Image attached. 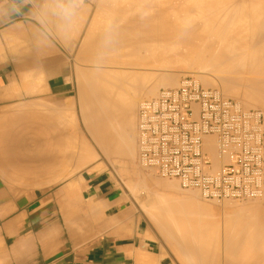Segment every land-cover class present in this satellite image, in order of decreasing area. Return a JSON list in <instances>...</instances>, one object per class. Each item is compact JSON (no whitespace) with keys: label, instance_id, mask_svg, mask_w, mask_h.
<instances>
[{"label":"bare ground","instance_id":"6f19581e","mask_svg":"<svg viewBox=\"0 0 264 264\" xmlns=\"http://www.w3.org/2000/svg\"><path fill=\"white\" fill-rule=\"evenodd\" d=\"M110 1L111 0H108V2L107 0H103L102 2L100 1L99 4L97 5L106 6V8L99 7L97 9H100V10L102 9L101 11H104V13L106 12V10H110V13H111L112 10L110 8H113L114 4L115 3L117 4L118 2H116L117 1L116 0L114 3V0H113V2H111L113 4L112 6ZM240 1L245 2L246 0H239L238 3ZM122 2L124 1L122 0ZM236 2L237 0H141L138 4L135 3L136 6L138 5L137 6L138 8L139 6L143 8L142 14L140 12L141 14L140 17L138 16L139 12L136 13L137 10H135V5H133L134 6L133 8V6H131L132 3L125 2L126 5L125 4L123 5L128 6L131 9V11L135 14L133 15L130 9L128 8L129 10H127V7H126L125 9L128 11L126 12L128 14L131 13L132 16L127 15L125 11H123L122 16L124 14L128 16L126 21L123 23L115 22L116 23V34L118 33L117 35H115V39L119 38V43H120V44L118 43V39H117L118 45L117 44L116 45L118 46V48H115V49L120 50V52L117 50L119 52L118 53V56H119V54L123 55V53H126V52L122 53V49H119L120 46H125L126 44L128 46L132 45L130 47L132 48L131 53L133 52L137 53L139 50L142 51V48H143V50L145 49L144 51L146 52V54L144 53V56L145 55L148 56V54H150V51H151L149 49L151 47L152 48L155 47L154 51L155 50L158 51V49L160 50V52L158 53V56L164 55L166 57H170L168 58L169 60L172 58L175 60V57L177 59V56H178V58L181 60L179 61V59H177L175 61L176 64L178 62L180 63L181 61H183L182 57L185 60V56H186V61H187L186 63L189 64V66L192 64L191 66L194 67L193 68L194 70H195V64H196L197 70L198 69L200 70L202 66L206 67V68L202 67L203 69L201 71H203L204 73H205L204 69L207 70V68H210L209 69L210 72H212L211 69L218 68V70L215 69L216 73L217 72L219 73L221 69L223 73L221 72L219 73V75L222 74V76H217V77L213 76L212 78L210 77L212 76L211 73L208 72V74L206 73L202 74L200 72L201 76L198 75V79L197 78L196 79L199 83L201 82L200 84L205 88L210 87L212 89H215L214 87H217L219 85V88L221 91H219V89L217 90L221 93V95L222 94L224 95V98L226 97L233 98L234 100H236L235 102L241 108L243 107V110L245 109L247 110L248 108H253V109L255 108V110H258L256 108H259L260 110H262V111L260 110L259 111L264 115V47L263 45H261L260 47L261 49L259 48V44L264 43V10H262V8H264V4H261L263 5V7H261L260 5L261 9H259L258 8L259 6H258L257 8H253V10L246 11L244 8L242 10L237 11V13L234 14L233 12L235 11V8L233 7L234 6L233 3H236ZM102 3L103 4L105 3V4L103 5ZM109 3L111 4V7L108 6L110 5ZM129 4L131 7L129 6ZM173 5L176 7H174ZM117 6L119 5L117 4ZM236 6L240 7L238 4ZM107 7H110V8H107ZM232 7L234 10L232 9ZM87 8L89 9V7ZM116 9L118 8H115L113 10V11H116L115 14L112 11L114 15L116 14L118 15L120 12L122 13L123 6H122V9L119 8L121 11L119 9L118 10ZM97 11L100 12L99 10ZM97 11H94V12H97ZM117 11L118 12L120 11V12L117 13ZM138 11H141V10H138ZM155 12L156 14L158 13L157 14L158 17L154 14ZM171 12L174 13L175 15L171 14ZM106 15L107 17H103V16L100 17V15L95 16V20L98 19V18L96 19V17H99L98 22L101 19L103 20L101 22H104L103 18H108L110 16V14H106ZM234 18H237L238 23L240 24V28L236 26L238 30L240 31L237 33V35L235 34L238 30H236V32H233V34L231 33L233 35L231 39L229 37L231 34L229 33V36H228V32H232V29H230L231 31L226 30L227 31L226 32L224 28L226 26H229V24L228 25L226 24L231 23L232 20L234 21V23H236ZM79 19L82 20L83 18L80 17ZM79 23H81V21ZM79 23H78V26H79ZM91 23L92 22H90V24ZM92 24H96V23H92ZM87 27H86V31L89 34V32L93 31V29L94 31H96V27L98 28L97 30H99L100 26L94 25L92 29L90 27L88 30H87ZM247 27L249 28V30L252 29V32L249 31L250 34L253 33L251 37L249 36L247 37V29H248ZM102 30L103 29H101L100 32H103ZM79 31L81 30H78L77 33ZM86 31L83 34L84 36H82L83 40L85 39L84 37L88 38ZM73 32L75 33L74 37L75 35L77 36V33L75 31ZM73 32H71V34ZM100 32L92 33V34H95V33L97 34L96 35L97 37H94L97 39V41L94 42L90 38H89L90 39L89 41H91V43L93 41V44L94 43L98 44L100 42L99 46L104 41L103 44L101 45L103 47L104 45L106 46L105 33H102V35L100 36L98 40ZM90 34L89 36H91ZM68 37L70 38V35H68ZM68 37H66V39H68ZM78 37L79 36L75 38L78 39ZM63 39H64V36H63ZM121 39H123L124 41ZM245 39L251 40L252 42L250 43H252V46L254 44H257V46L254 45L256 46V50L254 49V51L251 52L250 55L249 54L245 55L243 53L244 56L240 55L239 57V55L238 56L236 55L237 58L231 57V56H230L231 58L228 57L227 54H229L230 51L233 52L236 49V48L234 49L231 48V46L229 47V43H231L232 40L234 41L236 40L237 42H242ZM227 41H228L227 43L228 47L226 46ZM256 41H261V43L259 42L256 43ZM121 42L122 44H124L123 42H125L126 44L122 45ZM233 42L231 44H233ZM250 43H249L248 48H250L251 46ZM134 45H137L135 49L138 48L137 49L138 51L134 49L133 47ZM138 45L141 47H139ZM91 47L92 49L93 47L96 48V45L95 44L93 46L91 45ZM147 47H149V49ZM179 47L183 49L184 51L181 50ZM101 48H100V51H101ZM184 48H186L187 50H185ZM251 48L248 50H251ZM147 51L149 52L148 54H147ZM102 52H104V50ZM151 52H153V49ZM136 53H135V57L136 55L137 56L139 55L138 53L137 54ZM154 53H156L157 55V52H153L150 55L154 56L155 55ZM130 55L128 59H130L131 57ZM171 55L173 56L171 57ZM115 56L116 55L112 57L110 54V56L107 57L109 59H106V60H110V57H112L111 59L114 60ZM123 56L125 59L126 54ZM147 56L145 58L146 59L148 58L149 61H147L148 59L143 60L144 58H142L140 55H139V58L141 57V59L145 61L144 62L145 64L147 62H148L147 64H149L150 60L152 59H150V56L148 57ZM164 56L163 58L169 61ZM97 57L98 56H96V58ZM117 57H115V60ZM155 57L156 56H154V58ZM154 58H153V61H154ZM118 59L120 60V58H117L116 61H119ZM138 59L135 61H138ZM141 59H140V62L138 61L139 65L143 62ZM155 59L157 60L155 61L156 64H158V65L156 64L155 65L158 66V68L160 66L164 67V65H161L162 63L159 61L161 60V58L159 59V57H156ZM173 59L170 60V66L168 65L170 68L174 66ZM131 60L133 59L131 58ZM110 63L112 62L110 61ZM151 63L152 62H150L149 66L152 65L153 67L154 64L153 63L151 64ZM168 63L169 62H167V64ZM110 65L114 66V64H110ZM152 67L150 66V68ZM109 69L107 70L109 71ZM164 69L162 68V70ZM112 70L114 71V69ZM125 70L127 71L126 68ZM141 70L142 69L139 70L140 73H132V71L130 73L129 71L128 73L124 71L123 73L121 69L122 73H119L120 70L119 71L116 70L117 71L115 72L116 74H109V73L105 74V71H102V72L100 71V73L96 71L95 73L92 71L93 73L91 72L90 73L93 74L92 76L93 78L88 76V78H90V81H92L91 85H89L90 82H88L87 79H85L88 85L84 84L85 86H83L82 84L83 89L81 88V93L83 96L85 95L87 90H88L87 92L90 91L89 93H86L87 97L84 96L83 99L81 95V99L83 101V102L81 101V103H83L81 104L82 105L81 106L82 120L84 121L83 123L85 124V129H87L86 131H88V133L91 135L90 137H92L91 139L94 142V144L98 147L100 152L105 157H107V159L108 157L111 159L113 158L114 160H116L115 164L116 163L117 164L121 163L120 165L124 164L120 166L122 167V169L123 167L131 168V164H133L132 160L136 157L135 156L136 153H137V163H138V149H137L136 139H137L138 110L141 104L139 103V100L143 99L142 97H147L146 99H148L149 97H151L149 99L155 98L157 96L156 92L159 91L160 88L161 89L162 88L164 89L177 88L179 86V84L176 82L177 81V78L175 77L176 75L173 77L174 73H172V71L170 72V74L172 73V76H169L170 74L165 76L166 73H164V76H165L164 78H163V75H161L162 78L159 80H156L158 76L156 77V74L154 72L152 74L149 72L148 74L149 75L151 74L149 76L148 74H145V72H144V75L141 74ZM137 71L138 70L133 71V72H137ZM239 71H245L247 75H245V72L239 73ZM103 72L105 75L103 74ZM232 73H236V74L234 75ZM153 74H155L154 76L155 79L153 77ZM160 74L162 73L160 72L159 75ZM177 74L179 73L177 72ZM213 74L218 75L215 73ZM248 74L249 75L252 74V77L251 76L248 77ZM86 86L88 87L87 90H85ZM83 90H85V92ZM135 142H136V145H135ZM205 142H206L208 150L210 151L211 159L215 162L213 145L211 141H209V139H206ZM84 145L79 151V161H80L79 166L81 168H84L87 165L94 163V161L98 159L97 158L98 156L96 155V152L93 150V148H91V146L89 147V146H84ZM96 167L97 166H94V169ZM140 168L142 169L141 166ZM135 169H133L132 173L128 169V172H124V174L126 173L125 175L127 176L129 174H132L131 176L129 175L132 178L134 173H139V171ZM123 171H126V170L124 169ZM139 174H141V172ZM139 174L137 175L139 176ZM137 175L134 174L133 178H135ZM138 176L136 178H138ZM141 179L142 178L138 179L137 181ZM155 179L156 178L152 180L156 182L159 180V179L158 180H155ZM134 180H133V183L135 184L139 183V182H135ZM147 181L144 182L146 184L144 186L145 191L149 189L147 187V184H148ZM154 181L153 182L151 181V182L154 184ZM157 187L161 188V192L155 196L156 197V210H153L150 213H153L154 220L158 222L159 226L161 227V231L168 232L167 234L169 235V237L170 235L175 237L174 242L176 243V245L178 244L179 246L177 248H179L182 251L184 250V248H186V249H189V252L194 253L196 249H206L207 251H209V249L214 245L216 247H219V242H217L218 240L216 239V238L219 239V237H216V236H218V233L222 231V229L224 228L225 234L229 236L227 243H226L227 248L229 249L231 253L233 254L237 253L235 258L231 254H229V259H228L227 264H259V263L264 262V196L258 199H254V200L243 201L247 203L246 204L247 210H243V211H242L243 208L235 209L237 205L236 202H240V201H232V200L222 201L221 203L224 205L221 204L222 206L221 209L224 210L222 212L223 213L225 212V213L223 217V225H221V223H219V218L217 216L219 213V209L217 208L218 209L217 210L215 206H214L215 208L212 207L211 204L207 203V200H206V203H204L205 199L200 195L199 192L195 190H184L186 193L188 192L187 194H185V192L182 189L180 192V189H179L180 187L178 186V183L177 182L175 183V181H171V180H170V183L166 182L165 184H160ZM171 190H175L176 192L178 191V193L184 192V195L183 197H169L167 195V192ZM189 191H192V192H189ZM147 197L148 199H151L150 193H147ZM199 198L201 200L203 199V201L201 202ZM259 201H261L260 204H255L256 202L258 203ZM212 202L215 203L216 201H212ZM182 234H185L186 236H188L189 241L184 242V243H181L180 241H178V237L176 238V235L179 236ZM212 237H215L217 241ZM185 256H184L185 261H187L188 258H194L193 255L187 258ZM195 262L196 264H219L218 260L210 259V258L208 259L207 257H204L202 261L195 260Z\"/></svg>","mask_w":264,"mask_h":264},{"label":"crops","instance_id":"0c3cea01","mask_svg":"<svg viewBox=\"0 0 264 264\" xmlns=\"http://www.w3.org/2000/svg\"><path fill=\"white\" fill-rule=\"evenodd\" d=\"M98 2L81 0L79 24L87 22L85 15L95 11ZM13 3L21 6L20 15H10ZM42 3L44 0H0V117L10 107L27 100L75 97L74 61H92L82 51L88 45H83L81 38L67 36L69 40L66 37L55 40L50 35L46 41L37 38L33 12ZM63 125L61 120L47 117L5 124L0 121L3 187L11 188L13 182L21 180L26 190L43 191L64 178L56 175L57 169L69 163L72 172L81 169L79 150L71 155V147L65 151L62 142L66 128L79 135L77 124L74 120ZM80 139L75 136L74 142ZM49 173L51 178L42 181ZM87 176L79 181H85L96 200L80 195L81 189L75 182L66 187L69 195L88 204L98 221L82 234L75 231L79 228L78 221L68 218L62 221L59 214L52 212L50 207L64 205L63 199L26 197L8 202L0 190V264H177L171 250L154 240L158 237L155 231L145 228L143 223L132 230L126 224L128 213L120 208L123 204L119 203L113 182L107 176ZM99 205L103 215L97 212ZM102 218L110 222H100ZM186 250L183 251L190 254Z\"/></svg>","mask_w":264,"mask_h":264},{"label":"rangeland","instance_id":"374dc122","mask_svg":"<svg viewBox=\"0 0 264 264\" xmlns=\"http://www.w3.org/2000/svg\"><path fill=\"white\" fill-rule=\"evenodd\" d=\"M102 2L103 0H99V2ZM115 1L116 0H114V3H115ZM124 2H122V0L120 1V0H117L116 2H118L117 4L119 5V6H117V4L115 3L114 4V7L113 8H110L111 7V2H113V0H111L110 1V5H108V6H110V7H107V8H110L112 11L115 9V8H120V9H122V6H123V10H122V13L120 12H118L117 11V13H119L118 15L116 14V15H114L115 14V12L116 11H113V13H112V11H111V13H110V10H106V12L104 13V11H101L100 9H97V8H99V7H105L106 8V6H100V5H98V7L95 9V11H97V10H99L100 12H94V14H93V12H91V13H88L87 14V22L86 23H82V24H79V26L81 25L82 26V29H80V28H73V29H75V30H72L71 32H73V31H75L76 33H77V31L78 30H81V31H79L78 33H79V35H78V33H77V36H79L78 37V40H80V38L82 39V43H83V45L85 44V45H87L88 44V47H86V48H88L87 50H84V48L82 49V51H83V53L84 52H86L87 54L86 55H88V57H90V58H92V61H90V62H85V61H78V60H75L74 62H75V71H76V73H73V76H74V80H75V83H76V86H77V91H76V96L75 97H73V98H71V99H66V100H55V99H52V98H50V99H44V100H27V101H24V102H21V103H18L17 105H14V106H12V107H10V109L8 110V111H6L5 113H3V115L0 117V121L2 122V123H6V122H9V121H14V120H30V121H33V120H36V119H41V118H43V117H47L48 119H53L54 121H58V120H61V125L64 127V122L66 121V122H73L74 120H75V122H76V124H77V128H78V133H79V135H74L73 134V131L70 129H65L64 130V134H63V138H62V142H63V149L65 148V151L67 150L66 149V147H68V146H70L71 147V155L74 153V152H76V150H79L80 151V149L83 147V145L84 144H86V145H84V146H91V148H93V150L96 152V155L98 156L97 158L98 159H96L95 161H94V163H91L90 165H87L86 167H84V168H81V169H79L78 171H76V172H72V164H67V167H65V168H59V169H57V172H56V175L57 174H60V175H62V177H64L63 179H61V180H58L55 184H51V185H48V186H46L44 189H43V191H39V190H32V189H27L26 190V186H25V183L23 184L22 182H21V180H17V181H15V182H13L12 183V187L11 188H5V187H3V185H2V183L0 182V190H2L3 192H4V194H5V200L6 201H8V202H13L14 200H16V199H20V198H28V197H37V198H47V199H63L64 201L62 202V203H65L64 205H61V206H51L50 208H51V210H52V212L54 213V214H59V216H60V219L62 220V221H64L65 220V218H68V219H75L76 221H78L79 222V228H75L76 230V232L77 233H84V232H86L87 230H91L92 229V226L93 225H96L97 223L96 222H98V221H95V219H94V217L92 216V214H91V208L88 206V204H86V203H83V202H81V201H79L78 199H76V198H74L71 194L69 195V193L68 192H66V187H67V185L69 184V183H71V182H75V183H77L78 184V186H79V188L81 189V191H80V195H87V196H91L94 200H96L95 199V197L92 195V193L91 192H89V190L87 189V185H86V183H85V181L83 180V182H80L79 180H80V178L82 177H85V178H88V176H87V174H89V175H94V174H104L105 176H107L112 182H113V185H114V187H115V195H116V197L119 199V203L120 204H123V206L122 207H120V208H124V210L125 211H127V213H128V215H127V217L125 218L126 219V224L128 223V225H129V227H130V229L132 230L133 228H135L139 223H143V225H144V227L145 228H147V229H149V230H153V231H155V234L158 236L157 238H155L154 240H156L157 242H159V244H162V245H164V246H167L170 250H171V252H172V255H173V257L175 258V260H176V262H177V264H196V262H195V260H200V261H202V259L204 258V257H207L208 259L210 258V259H216V260H218L219 261V264H227V262H228V259H229V254H231L234 258L236 257V255H237V253H231L230 251H229V249L227 248V246H226V243H227V240H228V238H229V236H227V234H225V229L223 228L222 229V231H220L219 233H218V236H216V237H219V239L218 238H216L215 239V237H212V238H214L217 242H219V247H216L215 245L214 246H212L210 249H209V251H207L206 249H196L195 251H194V253H191V252H189V249L188 250H186V252H189L190 254H186L184 251H182V250H180L179 251V248H177V247H179L178 246V244L176 245V243L174 242V240H175V237L174 236H171L170 235V237H169V235L167 234L168 232H164V231H161V227L159 226V224H158V222L157 221H155L154 220V217H153V213H150L151 211H153V210H156V195L158 194V193H160L161 192V188H159V187H157V186H159L160 184H165L166 182H169L170 183V180H165V179H160L159 177H157L154 173H151V172H149V171H145L143 168L141 169L140 168V166L138 165V163H137V153H136V157L132 160L133 161V164H131V168L130 167H128V168H124L123 167V169H122V167H120V166H122V165H124V164H122V165H120L119 163L117 164H115V162H116V160H114L113 158L111 159V158H109L108 157V159H110V160H108L107 159V157H105L101 152H100V150L98 149V147L94 144V142L92 141V137H90L91 135L88 133V131H86L87 129H85V124L83 123L84 121L82 120V108H81V104H83V103H81V101H82V99L84 98V96L85 97H87V95H86V93H89V92H87L88 90H87V86L85 87V90H87L86 91V93H85V95L83 96L82 95V93H81V88L83 87V86H85V85H88L87 84V81L88 82H90L89 83V85H91V83H92V81H90V78H88V76L89 77H92L93 76V74H91V73H93V72H95V70L93 69V60L96 58V56H100L103 52V50H105V48H106V46H107V44H106V46L104 45L103 47L101 46L102 44H103V40H101V41H103L102 42V44H100V46H99V43L97 44V43H94L95 45H96V48H94L93 47V49H92V47H91V45L93 46L94 44H93V41L95 42V41H97V39L96 38H94V37H97L96 35V33L95 34H92V33H94V32H100V30L101 29H103L102 31L103 32H100V35H99V37H98V40H99V38H100V36L102 35V33H105L104 32V22H105V19L106 18H103L104 19V22H101V21H103L101 18V20L98 22V20H99V17H96V19L97 20H95V16H99L100 15V17H107V15L106 14H110V16H111V14H112V16L111 17H114V18H116L115 19V22L116 23H123V22H125L126 21V19L128 18V16L127 15H130V16H132V14L131 13H133L132 11H131V9L128 7V6H125L126 4H125V2L126 3H132L131 4V6H133V5H135V3L136 4H138L141 0H123ZM130 1H132V2H130ZM238 1L239 0H237V2L236 3H233V7L235 8V11L233 12L234 14L235 13H237V11H239V10H242V9H244L245 8V10L246 11H249V10H253V8H257L258 6V8L259 9H261L260 8V5L261 4H264V0H246L245 2H242V1H240L239 3H238ZM99 2H98V4H99ZM107 2H108V0H107ZM134 2V3H133ZM121 3V4H120ZM245 3V4H244ZM103 4V3H102ZM105 4V3H104ZM103 4V5H104ZM123 4H125V5H123ZM173 4V3H172ZM239 5L240 7H238V6H236V5ZM106 5H107V3H106ZM112 6H113V4H112ZM116 6V7H115ZM129 6H130V4H129ZM130 6V7H131ZM138 6V5H137ZM136 5H135V10H137V12L136 13H138L139 15V17L141 16V14H142V12H143V8H141V6H139V8L137 7ZM174 6V5H173ZM172 6V7H173ZM247 8H246V7ZM127 7V10H129L130 9V11H131V13L130 14H128L127 12V10L125 9ZM137 7V8H136ZM174 7H176V6H174ZM233 7H232V9H233ZM261 7H263V5H261ZM129 8V9H128ZM133 8H134V6H133ZM141 8V9H140ZM239 8V9H238ZM118 9H116V10H118ZM237 9V10H236ZM138 10H141V11H138ZM234 10V9H233ZM262 10H264V8H262ZM123 11H125V13L127 14V15H123L122 16V14H123ZM127 11V12H126ZM133 11H134V9H133ZM140 12H141V14H140ZM176 12V11H175ZM99 13V14H98ZM94 16H93V15ZM97 14V15H96ZM135 13H133V15H134ZM156 16H157V14H156V12L154 13ZM171 14H173V15H175L174 13H172L171 12ZM92 16V17H91ZM109 16V17H110ZM118 16V17H117ZM91 17V18H90ZM120 17V18H119ZM123 17V18H122ZM158 17V16H157ZM119 19V20H118ZM235 19V22L236 23H234V21L232 20L231 21V23H227L226 25H228L229 24V26H226L224 29H225V31L227 30V31H231L230 29H232V32H228V36H229V33L231 34H233V32H236V30H238V28H240V24L238 23V20H237V18H234ZM90 20H92V21H90ZM97 21V22H95V21ZM121 20H122V22H121ZM94 21V22H93ZM90 22H92V23H96V24H90ZM233 23V24H232ZM78 25V24H77ZM90 25V26H89ZM94 25H99L100 27H99V30H97L98 28L96 27V31H94V29H93V31H90L91 32V34H90V32H89V34L91 35V36H89V34H88V32L86 31V27H87V30L91 27V29H92V27H94ZM140 25V24H139ZM232 26V28H231V26ZM234 25V26H233ZM78 26V27H79ZM236 26H238V28L236 27ZM227 28V29H226ZM233 28H235V29H233ZM237 28V29H236ZM248 28V27H247ZM77 29V30H76ZM90 29V30H91ZM235 30V31H234ZM86 31V33H87V37L88 38H86V37H84L85 39L83 40V37L82 36H84L83 34H84V32ZM226 31V32H227ZM240 30H238L237 32H236V34L235 35H237V33L239 32ZM249 31L250 32H252V29L251 30H249V28L247 29V37L249 36V37H251L252 36V34H250L249 33ZM74 32L71 34H69L70 35V37L71 38H73L74 39ZM99 34V33H98ZM118 34V33H117ZM116 34V35H117ZM230 35L229 37L232 39V37H233V35ZM245 34H246V32H245ZM49 35H50V37H51V39H57L58 40V38H60V37H63V36H60V35H58L55 31H51L50 33H49ZM94 35V36H93ZM60 36V37H59ZM76 35H75V37H77ZM92 39L93 41H92V43H91V41H89L90 39ZM94 38V39H93ZM118 39V43H119V38H117ZM117 39H116V41H117ZM87 40H88V42H87ZM121 40H123V39H121ZM124 41V40H123ZM197 41V40H196ZM234 40H232V42H233ZM236 41V40H235ZM233 42V44H231V43H229V47L231 46V48H236L235 50H237V51H230V53L229 54H227L228 55V57H236L237 58V56L239 55V57H240V55H242V56H244V54L245 55H247V54H249L250 55V53L251 52H253L254 51V49L256 50V46H257V44H254V45H256V46H252V43H250V42H252L251 40H249V39H245L244 41H242V42ZM87 42V43H86ZM90 42V43H89ZM229 42H230V40H229ZM261 43V41H256V43ZM118 43H116L117 45H118ZM124 44H122V42H121V44L122 45H125L126 43L125 42H123ZM196 43H198V42H196ZM228 43V41L226 42V44ZM249 43H250V45L252 46V48H251V46H250V48H251V50H248V49H250V48H248V46H249ZM120 44V43H119ZM99 47H98V46ZM116 45V47L115 48H118V46ZM234 45V46H233ZM261 45H263V47H264V43L262 44H259V48L261 47ZM120 46V45H119ZM125 46H127V47H125ZM125 46H120L119 47V49H122V53L123 52H126V53H123V55H125L126 54V56H125V59H124V56L123 55H120L119 54V56H118V53L120 52V50H118V49H115L116 51H114V52H112L111 53V56L113 57L114 55H116L115 57H117V58H120V60H122V61H120L119 59V61H116L117 60V58H116V60H115V57H114V60L113 59H111L112 57H110V60H106L105 61V63H104V66H103V69H102V71H105V74L106 73H109V74H116L115 72H117V71H119V73H122V71H123V73H124V71H126L125 70V68L127 69V73H128V71H129V73L132 71V73H140L139 72V70L140 69H142L141 70V74H143L144 75V72H145V74H148L149 72L152 74L153 72L156 74V80H159V79H161L162 78V76L161 75H163V78L165 77V76H167V75H169L170 74V72L172 71V73H174L173 74V77L175 76L176 78H177V83L179 84V82H180V80L183 78V77H186V76H191V74L192 73H194V74H192V76L194 77V75H195V78H197L198 79V75L199 76H201L200 74L202 73V74H208V72L209 73H211L212 74V76H210V77H212L213 78V76H222V74H220L219 75V73H221L222 71H221V69H220V72L218 73H216V70L215 69H217L218 70V68H215V69H211V71L212 72H210V68H207V70H209V71H207V70H205L204 69V71H205V73L203 72V71H201L203 68H206V67H201V69L199 70H197V68H196V64H195V70L193 69L194 67L193 66H189V64H187L186 62V56H185V60H184V58L182 57V60L183 61H181L180 63L178 62L177 64H176V60L177 59H179L178 58V56H177V59H176V57H175V55H174V57H175V60L173 59V64H174V66L173 67H169L170 66V60H172V59H168V58H170V57H166V56H164L163 54V56L164 57H166L169 61H167L165 58H163V56H158V53L160 52V50L158 49V51L157 50H155L154 51V49H155V47L154 48H150L149 49V47H147L149 50H151L152 51V49H153V52H157V55H156V53H154L155 55L154 56H156V57H159V59L161 58V60H159L162 64L161 65H164V67L162 66H160V64H159V68H158V66H156V65H158V64H156V62L155 61H157L158 60V58H157V60L154 58V56H152V55H150V54H152L153 52H151L150 51V54H148L149 52L147 51V54H148V56H150V59H152V60H150V62H152L154 65H153V67H152V65H150L152 68H150V66H149V64H150V62H149V64H145L144 62L145 61H143V60H147L145 57L147 56V55H145L144 56V53L146 54V52L143 50V48H142V51L141 50H137V49H135V47L137 46V45H134L133 47H134V49L135 50H137L138 52V54L142 57V58H144L143 60L141 59V57L139 58V55L137 56L136 55V57H135V53L133 52V53H131V51H132V48H130L131 46H128L127 44L125 45ZM139 46V45H138ZM227 47H228V44L226 45ZM103 48V50H102V48ZM139 47H141V46H139ZM262 47V48H263ZM97 48H98V50H99V52H98V50H97ZM100 48H101V51H100ZM146 48V49H147ZM180 48V47H179ZM89 49H91V50H89ZM94 49H96V50H94ZM129 49V50H128ZM134 49H133V51H134ZM140 49V48H139ZM181 49V48H180ZM185 50H187L186 48H184ZM227 49V48H226ZM230 49V48H229ZM261 49V48H260ZM119 52H118V51ZM181 50H183V49H181ZM243 50V51H242ZM246 50V51H245ZM93 51V52H92ZM129 51H130V53H131V55H130V53H129ZM144 51V52H143ZM184 51V50H183ZM102 52V53H101ZM117 52V53H116ZM136 53V54H137ZM244 53V54H243ZM112 54H114V55H112ZM134 54V55H133ZM179 54V53H178ZM128 55V56H127ZM129 55L131 56L130 57V59H128L129 58ZM180 55V54H179ZM237 55V56H236ZM93 56V57H92ZM110 56V55H109ZM123 56V57H122ZM133 56H134V58H133ZM147 56V57H148ZM152 56V57H151ZM168 56V55H167ZM173 55H171V57H172ZM181 56V55H180ZM230 57V58H231ZM123 58V59H122ZM127 58V59H126ZM131 58L133 59V60H131ZM136 58V59H135ZM139 58V59H138ZM153 58H154V61H153ZM107 59H109V58H107ZM138 59V61L140 62V59L143 61H141L142 63L139 65V62L138 61H135V60H137ZM166 61H164V60ZM181 59H179V61H180ZM110 61L112 62V63H110ZM124 61H125V63H124ZM131 61V62H130ZM135 61V62H134ZM147 61H149V59L147 60ZM158 61V62H159ZM114 62V63H113ZM130 63V65H129V63ZM137 62H138V64H137ZM155 62V63H154ZM157 62V63H158ZM167 62H169L168 64H167ZM109 63V64H108ZM144 63V64H143ZM151 63V64H152ZM166 63V64H165ZM110 64H114V66L113 65H110ZM124 64V65H123ZM156 64V65H155ZM132 65V66H131ZM137 65V66H136ZM142 65V66H141ZM166 65V66H165ZM169 65V66H168ZM171 65H172V63H171ZM179 65V66H178ZM187 65H188V67H190L191 68V70H190V68H188L187 67ZM194 65V64H193ZM199 65H201V64H199ZM124 66H126V67H124ZM135 66H136V68H135ZM141 66V67H140ZM147 66H149V67H147ZM113 67V68H112ZM128 67V68H127ZM132 67V68H131ZM139 67V68H138ZM158 69H157V68ZM169 67V68H168ZM197 67H198V65H197ZM109 69V71L107 70V69ZM114 69V71L112 70V69ZM118 68V69H117ZM132 70H131V69ZM134 68V69H133ZM162 68L164 69V68H166V69H164L165 70V72H164V70H162ZM121 69H122V71H121ZM156 69V70H155ZM168 69V70H167ZM108 72H107V71ZM117 70V71H116ZM136 70H138L137 72H133V71H136ZM159 70V71H158ZM163 72H162V71ZM215 70V71H214ZM237 70V69H236ZM93 71V72H92ZM101 71V72H102ZM189 71V72H188ZM193 71V72H192ZM214 71V72H213ZM91 72V73H90ZM125 72V73H126ZM143 72V73H142ZM161 72L162 74H160L159 75V73ZM177 72L179 73V74H177ZM183 72V73H182ZM186 72V73H185ZM198 72H199V74H198ZM201 72V73H200ZM235 72V71H234ZM238 72V71H237ZM245 71H239V73H244ZM91 74V76H90V74ZM96 73V72H95ZM98 73H100V72H98ZM119 73H117V74H119ZM164 73H166L165 74V76H164ZM172 73L169 75V76H172ZM197 73V74H196ZM213 73H215V74H218V75H214ZM223 73V72H222ZM103 74H104V72H103ZM102 74V75H103ZM104 74V75H105ZM108 74V75H109ZM150 74V75H151ZM155 74H153V77L155 76ZM210 74V75H211ZM232 74H236V73H232ZM82 75H84V76H82ZM95 75V74H94ZM103 75V76H104ZM149 75V74H148ZM149 75V76H150ZM178 75V76H177ZM233 75V76H234ZM245 75H247V73L245 72ZM244 75V76H245ZM197 76V77H196ZM249 76H251L252 77V74L251 75H249L248 74V77ZM255 76V75H254ZM84 77V78H83ZM247 77V76H246ZM83 78V79H82ZM93 78V77H92ZM92 78H91V80H92ZM152 78V77H151ZM175 78V79H176ZM85 82H83L82 80ZM85 79H87V81L85 80ZM89 79V80H88ZM154 79H155V77H154ZM83 83H82V82ZM201 83V82H200ZM82 84H83V86H82ZM85 84V85H84ZM177 84V85H178ZM218 85V84H217ZM81 86V87H80ZM91 87V86H90ZM218 87V88H217ZM217 87H214L215 89H219V91H221L220 90V88H219V85L217 86ZM206 88H208V87H206ZM210 88V87H209ZM83 89V88H82ZM161 89V88H160ZM85 90H83L84 92H85ZM89 90H91V89H89ZM158 92V91H157ZM157 92H156V95H157ZM81 95H82V99H81ZM89 95V94H88ZM222 96L224 97V95L222 94ZM143 99H140L139 100V103H141V101H144V100H146V98L147 97H142ZM149 98H151V97H149ZM148 98V99H149ZM232 99V100H234L233 98H230V97H226V99ZM86 99V98H85ZM234 101H236V100H234ZM83 102V101H82ZM242 109H243V107H242ZM250 109H253V108H248L247 110H250ZM255 109V108H254ZM256 109H258V110H260L259 108H256ZM246 110V109H245ZM260 111H262V110H260ZM75 136L76 137H81V139L79 140V141H75L74 142V138H75ZM136 141H137V139H136ZM84 142H86V143H84ZM83 144V145H82ZM88 144V145H87ZM135 145H136V142H135ZM135 148H136V146H135ZM71 158H72V156H71ZM114 162V163H113ZM101 164V165H100ZM114 164V165H113ZM119 165V166H118ZM133 165V166H132ZM94 166H97L95 169H94ZM135 166V167H134ZM101 167V168H100ZM137 167V168H136ZM137 169V171H139V173L141 172V174H139V173H134V174H139V176H138V178H133L134 177V174H133V177L131 178L130 176L132 175V174H129L130 172L132 173V171H133V169ZM126 170V171H123V170ZM128 169L130 170V172L129 173H127V174H129L128 176L127 175H125L124 174V172H128ZM132 169V170H131ZM135 169V170H136ZM120 170H121V172H120ZM117 172V173H116ZM150 174H152V175H150ZM119 175V176H118ZM154 175V176H153ZM51 176H52V173H49V174H45L42 178H41V180L42 181H47L48 179H50L51 178ZM141 176V177H140ZM151 176V177H150ZM152 176H153V178H152ZM130 177V178H129ZM142 178L141 180H139V181H137L138 179H140V178ZM128 178V179H127ZM150 178V179H149ZM154 178H156L155 180H158L157 182L156 181H154V180H152V179H154ZM135 179V180H134ZM125 180V181H124ZM133 180L135 181V182H139V183H133ZM148 180V181H147ZM127 181V182H126ZM148 182V184H150V185H148L147 184V187L149 188L147 191H145V189H144V186L146 185L144 182ZM154 181V184L152 183V182ZM128 182H129V184H128ZM132 182V183H131ZM150 182V183H149ZM176 183V182H175ZM131 184V185H130ZM132 185H134V186H132ZM128 186H130V187H128ZM179 186V185H178ZM180 189V188H179ZM184 191V190H183ZM180 192H181V189H180ZM178 193V191L176 192L175 190H171V191H169V192H167V195L169 196V197H183V195H184V192L183 193ZM189 192H192V191H189ZM147 193H150V195H151V199H148V197H147ZM188 193V192H187ZM186 192H185V194H187ZM200 196V195H199ZM200 198H202V197H200ZM199 198V199H200ZM201 200V199H200ZM203 201V199L201 200V202ZM56 202V201H55ZM260 202L261 201H259L258 203L256 202L255 204H260ZM204 203H206V200H204ZM207 203L208 204H211L212 205V207H216V209L218 208L219 209V213H218V218H219V223H221V225H223V217H224V213L222 212V211H224V210H222L221 208H222V206H221V202H219V203H217V202H210V201H207ZM215 205H214V204ZM218 204V205H217ZM236 207H235V209H242V211L243 210H247V203L246 202H243V201H240V202H236ZM220 205V206H219ZM222 205H224V204H222ZM121 206V205H120ZM214 207V208H215ZM224 207V206H223ZM229 207V206H228ZM231 207V206H230ZM227 208V207H226ZM233 208V207H232ZM217 209V210H218ZM224 209V208H223ZM221 210V211H220ZM101 211H103V208L101 207V205H99L98 206V210H97V212L98 213H101ZM102 214V213H101ZM104 214V213H103ZM102 214V215H103ZM227 214V213H226ZM225 214V215H226ZM110 222V220H106L105 218H102V219H100V222ZM114 221V220H113ZM114 224H115V221H114ZM173 237V238H172ZM178 237V241H180L181 243H184V242H187V241H189V237L188 236H186L185 234H182V235H176V238ZM203 239H205V238H203ZM207 239V238H206ZM183 241V242H182ZM173 242H174V244H173ZM175 246V247H174ZM177 248V249H176ZM186 255V256H185ZM194 256V258H188L187 259V261H185V258H184V256L187 258V257H189V256ZM254 256V255H253ZM259 264H264V262L263 263H259Z\"/></svg>","mask_w":264,"mask_h":264},{"label":"built area","instance_id":"2783aa9c","mask_svg":"<svg viewBox=\"0 0 264 264\" xmlns=\"http://www.w3.org/2000/svg\"><path fill=\"white\" fill-rule=\"evenodd\" d=\"M137 149L145 171L195 190L207 201L264 196V115L243 110L193 76L141 102Z\"/></svg>","mask_w":264,"mask_h":264},{"label":"clouds","instance_id":"9594fccd","mask_svg":"<svg viewBox=\"0 0 264 264\" xmlns=\"http://www.w3.org/2000/svg\"><path fill=\"white\" fill-rule=\"evenodd\" d=\"M80 7L81 0H44V3L33 12L34 23L37 26V38L46 41L51 31L67 37L78 21ZM21 10L20 5L13 3L10 15H20ZM104 32L107 47L99 57L93 60V69L96 72L102 71L107 57L115 51L117 41L114 17L110 16L105 19Z\"/></svg>","mask_w":264,"mask_h":264}]
</instances>
